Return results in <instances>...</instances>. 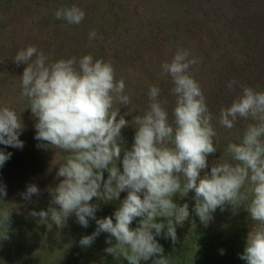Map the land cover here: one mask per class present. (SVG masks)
<instances>
[{
    "label": "clouds",
    "instance_id": "obj_1",
    "mask_svg": "<svg viewBox=\"0 0 264 264\" xmlns=\"http://www.w3.org/2000/svg\"><path fill=\"white\" fill-rule=\"evenodd\" d=\"M55 16L78 25L85 12L73 4L58 9ZM95 37L93 30L89 39ZM189 57L187 50L177 49L171 61L161 65L175 97L172 120L167 100L160 98V87L152 85L145 112L129 121L126 116L132 113L121 114V108L128 107L131 98L125 94L124 80L115 79L110 62L91 54L78 61L75 57L51 61L35 46L20 49L12 61L17 67L26 65L19 76L21 95L27 98L35 121L38 147L68 154L58 166V183L46 189L51 196L49 207L30 216L43 224L51 221L59 229L73 215L84 228L94 220L96 230L80 239L81 247H90L101 233H107L110 246L104 251L115 259L122 254L128 264L149 260L169 264L157 237L175 245L177 228L192 213L207 227L217 209L247 202L245 210L257 226L248 232L239 258L246 264H264V90L240 85L232 103L219 109L218 123L224 128L231 130L240 119L249 123L239 142L226 147L231 162L214 159L210 163L209 156L218 152L213 140L216 131L203 91L190 72L198 60ZM237 84L231 80L227 88L233 90ZM129 126L135 129L131 147L122 136V129ZM24 127L15 110L0 107V144L22 149L19 137ZM11 156L0 150V167ZM190 193L191 212L188 202L180 204L175 199ZM33 195H40V189L29 184L22 197L30 200ZM6 196V186H0V198ZM94 198L119 202L118 207L112 215L98 219L100 204L93 203ZM137 218L138 226L131 227ZM9 225L10 216L5 213L0 227L8 233Z\"/></svg>",
    "mask_w": 264,
    "mask_h": 264
},
{
    "label": "rangeland",
    "instance_id": "obj_2",
    "mask_svg": "<svg viewBox=\"0 0 264 264\" xmlns=\"http://www.w3.org/2000/svg\"><path fill=\"white\" fill-rule=\"evenodd\" d=\"M250 1L253 3L252 10L249 7ZM75 5L78 6L77 3ZM150 9L149 7L144 9L140 5L137 10L139 15L135 13V17L145 25L140 30L144 36L141 39L147 40L144 45L150 43L151 46L161 49L160 54L154 57L157 62V66L153 65L155 72L163 74L161 65L165 61H171L177 49H185L190 53L189 58H197L198 63L191 67L190 72L199 83L204 95H208L206 103L213 116L212 124L216 131L213 140L218 152L209 156V162L214 159L217 163L231 162L226 147L229 143L239 142L249 121L240 119L229 130L219 125L218 113L221 107L229 106L240 93V85L252 87L257 91L264 90V35L253 32L261 29V22L258 20V28H252L256 21H252L251 18L254 13L264 12V0H166L161 9L163 12ZM208 11L213 13L215 19L212 18L210 21L206 19ZM175 13L184 14V18L178 17L173 22L172 17H175ZM2 14L0 23L2 35L8 33L10 24L13 27L21 24L19 15L12 18L6 12ZM166 17L171 19L170 26H168L170 21ZM240 31L252 32L255 35L253 42H249L248 38H241ZM165 32L176 34V37H163ZM134 36L135 33L132 32L131 37H99L101 44L104 45L107 41L110 43L108 56H103L99 52L95 55L91 54L94 59L110 62L115 69L116 80L123 79L127 85L125 94L130 96L131 104L122 107L121 114L127 111L132 113L126 116L129 121L134 115H143L148 106L145 100L146 91L135 85L134 76L128 74L127 69L124 68L123 58H128L131 52L128 48V52L126 51V43L136 39ZM255 37H257V45L254 43ZM8 38L0 37V107L7 106L15 110L25 127L19 137L24 142L22 149L0 144V150L12 153L11 158L0 167V186H6L7 190V196L0 198L2 199L0 221H3L5 213L10 216L9 232L0 227V264H124L126 260L122 254L119 259H115L105 253V248L110 246L106 243L109 237L107 233H101L90 247L80 246V239L96 230L97 225L94 220L90 219L89 226L84 228L76 222L73 215L67 219V222L65 221L66 226L59 229L51 221L43 224L38 222V217L30 216L32 211L39 212L49 207L51 196L46 189L58 183L56 180L58 166L64 163L68 154L58 149L54 152L51 148L38 147L40 142L34 138L35 121L32 119L31 110L28 109L27 98L21 95L19 76L22 75L26 65L17 67L12 59L20 49L29 45L39 46L37 49L42 50L51 61L69 59L73 56L69 52L59 54L53 52L56 51L50 48L51 40H55L53 37V39ZM87 45V48L77 52L84 54L85 51L91 52L90 49L95 48L90 42ZM156 48L152 49L154 53L158 51ZM79 57L80 55L75 56L77 60ZM231 80L238 82L233 90L227 88V83ZM114 107L119 105L114 104ZM169 119L171 121L172 117ZM134 133L135 129L132 126L122 129V136L128 147H131ZM29 184L37 185L40 195H33L30 200H25L22 193ZM192 195L190 193L189 197L183 199L177 195L175 199L180 204L188 202L191 212L194 206V201L190 200ZM92 202L100 204L96 213L98 219L112 215L119 203L116 201L104 203L96 198ZM244 204L235 208L233 216L227 215L226 209L230 208L228 206L224 211L217 209L214 219L207 227L192 213L184 226L177 228L180 230L179 235L181 234L178 242L179 254L186 264H207L193 259L199 257V249L194 251L190 244L187 245L186 239L196 241L198 238L205 239V244L213 249L209 252V258L208 256L205 258V260H213L208 264H238L237 262L246 264L239 256L246 246L248 232L257 224L250 220L245 210L247 205ZM138 220L139 218L131 227H137ZM7 234L8 238L4 239ZM113 243H115L114 238ZM163 248L164 255L170 262L175 254L164 246ZM221 250H224L223 254ZM203 251H206L205 247ZM199 254L201 256L203 253ZM141 264H152V261H141Z\"/></svg>",
    "mask_w": 264,
    "mask_h": 264
},
{
    "label": "trees",
    "instance_id": "obj_3",
    "mask_svg": "<svg viewBox=\"0 0 264 264\" xmlns=\"http://www.w3.org/2000/svg\"><path fill=\"white\" fill-rule=\"evenodd\" d=\"M165 2L166 0H0V23L3 18L2 12H6L12 18L19 15L18 19H21L20 25L13 27L10 24L7 29L8 33L4 35L0 33V37H36V39H39L38 37L55 38V40H51L52 44L50 46V48L56 49V51L53 52L57 54L61 52H69L73 57L80 55L78 58L79 60L84 55H95L96 52L101 53L103 56H108L107 52L110 49V43L107 41L104 45L101 44V39L99 37H131V33L134 32V37H136V39H132V41L126 43V51L129 49L131 52H129L130 56L128 58H123L124 68L127 69L126 72L128 74L134 76L135 85L146 91L145 100L147 104L149 103V88L152 85L160 87L162 92L160 98L162 100H167L166 108L169 117H172L171 113L175 105V97L170 94V88L172 87L171 79L164 74L155 72V68L153 67V65L157 66L154 57L160 54L161 49L151 46L150 43L144 45L147 43V40L141 39V37L144 36L140 30L143 29L145 25L135 17V13L138 12L137 10L140 5H142L144 9L148 7L150 9L152 6V10L163 12L161 9ZM76 3L78 4V7L85 12V17L80 24L69 25L65 21L56 18L55 12L58 9L67 8ZM155 4H161L162 7H156ZM249 7L250 10H252V1H250ZM33 15L36 16L34 17ZM137 15H139V13H137ZM263 16L264 12L261 14L254 13L251 16L252 21H256L253 23L252 28L258 26V20L261 22V29L253 31L260 35H264ZM178 17L184 18V14L175 13V17H172L173 22ZM212 18L215 19L213 13L208 11L206 19L210 21ZM166 19L170 21L168 22V26H170L172 24L171 19L168 17H166ZM93 30L96 32V37L90 40L89 33ZM239 34L242 36L241 38H248L249 42H253V37L255 35L252 32L244 31L243 33L240 31ZM163 37H176V34L165 32ZM256 39L257 37H255V44ZM88 42L95 45V48L90 49L91 52L85 51L84 54H79L77 50L87 48ZM165 42L167 43V41ZM37 48H39V46H37ZM154 48L158 50L155 53L152 51ZM115 79H117V77H115ZM126 87L127 85L125 84V88ZM203 94L205 93L203 92ZM204 96L206 99L208 98V95ZM133 103L135 104L134 101ZM105 178H107V173H105ZM126 195V192L121 193V198L124 199ZM244 205H247V202H245ZM235 208L236 207L227 208V215L233 216L236 210ZM179 233L180 230L177 229L178 238H180L181 235H179ZM157 240L162 246L175 254L169 264H186L185 260L180 257L178 243L173 245L170 239H164L162 236L157 237ZM186 241L187 245L190 244L194 251L199 249L198 258L190 256H188V258H193L202 261L200 263L204 262L207 264L213 261H209V259L205 260L207 256L209 258V252L213 250L210 249L211 246L205 244V239L198 238L196 241L186 239ZM204 247L206 248V251H203ZM199 253L203 254L200 256ZM127 262L128 261L126 260L124 264H127ZM237 263L243 264L242 262Z\"/></svg>",
    "mask_w": 264,
    "mask_h": 264
}]
</instances>
